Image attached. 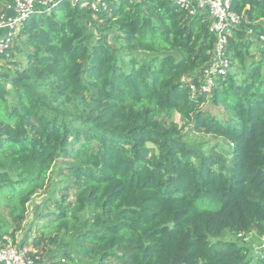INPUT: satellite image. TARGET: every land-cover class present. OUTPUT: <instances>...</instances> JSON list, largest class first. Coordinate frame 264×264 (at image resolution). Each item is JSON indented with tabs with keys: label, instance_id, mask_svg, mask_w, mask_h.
<instances>
[{
	"label": "trees",
	"instance_id": "obj_1",
	"mask_svg": "<svg viewBox=\"0 0 264 264\" xmlns=\"http://www.w3.org/2000/svg\"><path fill=\"white\" fill-rule=\"evenodd\" d=\"M101 1L91 10L89 0H56L8 48L0 240L15 244L28 203L62 159L63 186L39 217L56 237L78 233L96 264H264L243 242L264 236V59L245 37L264 44V0H231L243 19L228 39L230 68L194 97L189 82L215 44L206 19L173 0ZM174 115L227 148L188 144L176 124L160 123ZM44 264L78 263L62 252Z\"/></svg>",
	"mask_w": 264,
	"mask_h": 264
},
{
	"label": "built area",
	"instance_id": "obj_2",
	"mask_svg": "<svg viewBox=\"0 0 264 264\" xmlns=\"http://www.w3.org/2000/svg\"><path fill=\"white\" fill-rule=\"evenodd\" d=\"M88 1V0H84ZM90 9L98 10L103 6L101 0H89ZM116 1V0H114ZM190 16H203L208 25L209 33L214 37L215 44L209 63L203 68V74L197 84L189 82L191 96L198 93L209 94L218 75L230 68L225 56L228 39L232 30L237 28L243 19L231 9V0H173ZM56 0H14L6 4L0 13V70L1 63L9 58L8 48L16 37V31L35 13H49ZM240 237V236H239ZM250 236L244 241H249ZM259 259H264V236L259 245ZM0 264H35V257L26 248L0 240Z\"/></svg>",
	"mask_w": 264,
	"mask_h": 264
},
{
	"label": "rangeland",
	"instance_id": "obj_3",
	"mask_svg": "<svg viewBox=\"0 0 264 264\" xmlns=\"http://www.w3.org/2000/svg\"><path fill=\"white\" fill-rule=\"evenodd\" d=\"M4 6V3H1ZM1 12V10H0ZM4 33L1 32L0 36ZM246 38H249L254 47L251 50V54L254 55V58L257 59L258 57H262L264 59V44L257 42L254 37H252L249 33L245 34ZM1 70H0V78H2L3 74L5 73L10 76L13 73L14 66L6 65L5 62L1 63ZM21 68L24 66V62L21 63ZM6 77V78H7ZM50 91H46V95L49 97L52 95H56L58 92L57 88H50ZM209 98V97H208ZM202 109L208 110L211 113H216V107L206 102L202 105ZM220 110V109H219ZM160 123L164 127H168L170 124H176L178 129L181 130V134L183 136V140L190 145L200 147L201 149L206 148H214L216 146H221V148L226 149L227 146L221 139L213 138L210 135L206 134H195L188 130V128H182V122L179 120L178 115H174L173 117H166L160 119ZM147 146L153 147V145L148 144ZM70 163L64 162L62 159H58L55 165L52 167V172L50 173V183L46 190L42 192H38L31 201L27 205V213L26 218L22 224L21 230L16 234L15 237V244L21 248H26L31 251V254L35 257V264H44L47 263L50 257H53L59 253L66 252L74 257L78 264H96V260L94 259H87L84 256V248L80 245V240L77 236L78 233L73 234H60L57 237L49 234L48 230L46 229V223L41 220L39 215L45 211L49 204L50 199L57 197L56 192L58 188H61L64 183V177L62 176L63 171L67 168ZM83 219H88L91 217V211L84 213ZM254 233L250 241H241L235 236L226 233L223 236V240H237L239 244H244L247 246L249 255L254 257L255 260L259 259V245L261 238L257 239V235L254 237ZM39 240L41 243L38 248H35L33 244L38 242ZM10 243V241H8ZM260 260V259H259ZM261 261H264L261 260Z\"/></svg>",
	"mask_w": 264,
	"mask_h": 264
},
{
	"label": "crops",
	"instance_id": "obj_4",
	"mask_svg": "<svg viewBox=\"0 0 264 264\" xmlns=\"http://www.w3.org/2000/svg\"><path fill=\"white\" fill-rule=\"evenodd\" d=\"M20 34H21V30L18 29V31H16V37L20 36Z\"/></svg>",
	"mask_w": 264,
	"mask_h": 264
}]
</instances>
